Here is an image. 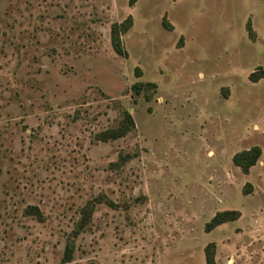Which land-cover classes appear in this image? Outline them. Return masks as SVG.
I'll return each instance as SVG.
<instances>
[{
  "label": "rangeland",
  "instance_id": "rangeland-1",
  "mask_svg": "<svg viewBox=\"0 0 264 264\" xmlns=\"http://www.w3.org/2000/svg\"><path fill=\"white\" fill-rule=\"evenodd\" d=\"M207 258L264 264V0H0V264Z\"/></svg>",
  "mask_w": 264,
  "mask_h": 264
},
{
  "label": "trees",
  "instance_id": "trees-1",
  "mask_svg": "<svg viewBox=\"0 0 264 264\" xmlns=\"http://www.w3.org/2000/svg\"><path fill=\"white\" fill-rule=\"evenodd\" d=\"M134 0H130L132 4ZM162 25L165 29L170 30V25L166 24L165 21L162 22ZM132 26V18L128 16L123 22L120 23H112L110 27V43L114 52L118 55H125V50L123 47V43L121 40V35L129 30ZM247 31L250 34L251 28L249 23L246 25ZM253 74L250 75V79L252 81H257L259 78H253ZM155 87L154 83H142L136 82L132 84L131 89L135 95L140 94L141 91H144L145 97L148 98L147 90ZM124 120L119 124V126L115 129L106 131L102 134V140L107 139H117L125 135L130 128L134 126L133 119L129 112L124 111ZM261 156V149L259 146H252L248 149L239 151L232 156V163L237 166L244 174L248 173L249 169L256 164L258 159ZM239 216V212L236 210L232 211H222L217 212L210 221L206 224L205 228L207 231L212 228L226 222L235 220ZM71 246H66L65 248V258L64 262L68 260V254L71 252ZM208 264H210V259L207 258Z\"/></svg>",
  "mask_w": 264,
  "mask_h": 264
}]
</instances>
